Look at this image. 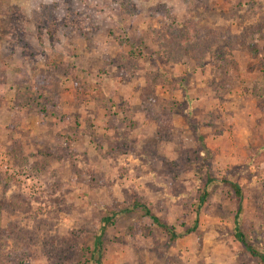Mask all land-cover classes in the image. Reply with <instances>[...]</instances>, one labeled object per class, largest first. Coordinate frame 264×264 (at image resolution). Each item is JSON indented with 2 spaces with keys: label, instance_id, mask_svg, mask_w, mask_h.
Wrapping results in <instances>:
<instances>
[{
  "label": "rangeland",
  "instance_id": "obj_1",
  "mask_svg": "<svg viewBox=\"0 0 264 264\" xmlns=\"http://www.w3.org/2000/svg\"><path fill=\"white\" fill-rule=\"evenodd\" d=\"M222 180L264 252V0H0V264H262Z\"/></svg>",
  "mask_w": 264,
  "mask_h": 264
},
{
  "label": "trees",
  "instance_id": "obj_2",
  "mask_svg": "<svg viewBox=\"0 0 264 264\" xmlns=\"http://www.w3.org/2000/svg\"><path fill=\"white\" fill-rule=\"evenodd\" d=\"M214 181H217V179L213 176H207L204 188L202 193L199 196V206H202L207 198L208 192L207 187ZM223 183L227 184L233 191L234 196L238 200V208L237 212L234 216V237L235 239L242 245L243 249L248 252L251 256L256 257L262 264H264V252L259 251L256 247H254L247 239L246 235L242 232L240 229L239 224V214L241 212V199H242V191L241 187L237 182L229 181V180H222ZM132 210L140 209L147 217H149L153 223H155L157 226H159L161 229H163L168 235L170 239H175L177 234L173 227L169 226L165 222H163L156 214H154L147 205L144 203L139 202L138 200H134L131 208ZM128 211V209L124 210ZM119 212V211H118ZM116 210L110 209L106 211L101 217V224L100 228L98 230V233L95 235L92 246L86 247L85 249L89 253V260L91 259L94 261V264H100V254L102 251V243H103V236L105 234V231L107 227L111 226L114 218L116 217L117 213ZM197 223V216L194 220L193 226L189 230H193L196 227ZM89 260L82 262L81 264H87Z\"/></svg>",
  "mask_w": 264,
  "mask_h": 264
}]
</instances>
